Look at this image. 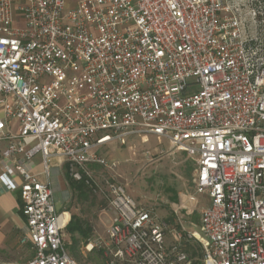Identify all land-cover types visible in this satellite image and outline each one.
I'll return each instance as SVG.
<instances>
[{
    "label": "built area",
    "instance_id": "built-area-1",
    "mask_svg": "<svg viewBox=\"0 0 264 264\" xmlns=\"http://www.w3.org/2000/svg\"><path fill=\"white\" fill-rule=\"evenodd\" d=\"M132 136L192 162L194 195L208 198L199 234L114 180L106 236L86 252L194 264L195 241L199 264H264V0H0V180L19 192V242L33 252L0 264H78L63 243L67 213L40 176L55 158L71 180L90 179L89 166L107 167L99 149Z\"/></svg>",
    "mask_w": 264,
    "mask_h": 264
},
{
    "label": "rangeland",
    "instance_id": "rangeland-1",
    "mask_svg": "<svg viewBox=\"0 0 264 264\" xmlns=\"http://www.w3.org/2000/svg\"><path fill=\"white\" fill-rule=\"evenodd\" d=\"M148 144H141L138 137L126 144L112 141L100 153L98 152L99 155L105 158L107 167L91 165L88 167L90 179L83 176L82 181L79 182L69 180V183L72 182L70 184L72 187H67L66 190L68 192L67 200L71 209V216L66 214L68 215L67 225L70 217L73 216L79 220L86 234L82 238L75 234L71 240H63V243L69 255L78 264H105L103 249L101 247H95L90 253H87L84 247L89 240L98 237L105 238L106 236L110 217L107 207L108 183L116 180L126 184L127 192L131 190L132 196L138 198L147 206L155 202L157 196L163 192L165 187L171 183H177L175 174L181 175L188 180L190 182L189 191H192L191 175L194 165L190 161H187L184 165L173 167L169 159L164 157L161 159V163L148 164L139 170L135 169V165L132 163L137 159L144 158L142 155L144 151L148 150L154 158L162 155L160 152L163 151V148L159 147L160 145L150 147L147 146ZM131 165L134 166L132 170L130 169ZM197 201L196 206L198 205V207L206 204V200H203L202 196L197 197ZM190 203L192 206H195V202ZM162 212L161 209L157 210L159 216H162ZM166 214L172 220V223H174L173 218L171 219L170 214H168V210ZM159 218L161 219V217ZM189 221L198 226L197 211H194L190 217L184 215V225L188 224ZM194 229L199 234V230L197 228ZM167 238L171 239V236L168 234ZM187 244L192 246L195 252V255L191 256V258L194 259V263L199 264L201 259L200 248L195 241H190Z\"/></svg>",
    "mask_w": 264,
    "mask_h": 264
},
{
    "label": "crops",
    "instance_id": "crops-1",
    "mask_svg": "<svg viewBox=\"0 0 264 264\" xmlns=\"http://www.w3.org/2000/svg\"><path fill=\"white\" fill-rule=\"evenodd\" d=\"M136 138L134 136L127 138L125 140V144ZM140 143H149L147 146L150 147L160 145L159 147L163 148V151L160 152V154L162 153V155L157 156L156 158H154V156H152V154L148 150L144 151V153L142 154L144 158H136L137 160L132 163L133 165H135V169L137 170H139L140 168H144L148 164L151 165L153 163H161V159L164 157L169 159L170 164L173 165V167L184 165L188 161L186 160L183 153L171 152L167 141L157 140L154 136L144 137L142 140L140 139ZM109 144L110 142L105 144L102 148L99 149L98 152L100 153V151L106 148V146ZM4 147L5 142H0V172L2 165L1 156ZM34 164L35 165L33 168V172L40 173L41 165L39 156L35 157ZM133 165L130 166L131 170L134 169ZM68 177L69 176L67 174L66 165L61 164L60 161L55 158L52 160L49 179L40 176L42 181H49L50 188L52 190L54 205L57 212H65L71 216V209L69 208V202L67 200L68 192L66 188H71L72 185H70V178ZM175 177L177 178V183H171L167 187H165L163 192L157 196L155 202L150 205L155 206L156 212L158 209H161V211H163L161 214L162 216H159L158 213L157 215L158 217H161V220L163 219V221L171 227H173L174 223H172V220L167 217V210L168 214H170L171 219L174 218L173 211L175 210L179 211V215L182 216V218L184 217V215L186 217H190L192 213H194V211H197L199 225L200 212L202 208L208 205V198L205 195H194L193 189L190 192V182L183 176L175 174ZM10 178L14 184H18L19 180L17 178ZM128 193L132 196L131 190ZM189 196L194 197L195 206H192L191 203L187 202L185 206L186 208L182 207L183 202L186 201ZM199 196H202L203 200H206V204L198 207V205L196 206V204L198 203L197 197ZM132 198L136 201L139 207L144 208L147 206L144 205L138 198H135L133 196ZM184 227L189 231H195L194 228L198 229V226H195L191 221H189L188 224H185ZM25 232L26 222L25 217L21 212V200L19 197V192L18 190L7 189L0 180V262L22 263L32 258L33 252L32 250H30L29 245L21 246L19 242L21 236L25 234ZM75 234L79 235L82 238V236L78 232H74L72 234L66 232L64 233V240H71V238L74 237ZM168 241H171V239H168Z\"/></svg>",
    "mask_w": 264,
    "mask_h": 264
},
{
    "label": "trees",
    "instance_id": "trees-1",
    "mask_svg": "<svg viewBox=\"0 0 264 264\" xmlns=\"http://www.w3.org/2000/svg\"><path fill=\"white\" fill-rule=\"evenodd\" d=\"M72 183V182H71ZM68 215H66L67 217ZM74 233V232H78L82 237L85 236L86 232L84 229H82V226H81V223L79 222V220L75 219V217H71L70 218V221L68 223V225L66 226L65 230H64V233ZM186 249V252L190 255V256H194L195 255V252L193 251L192 249V246L190 245H186L185 247ZM196 264V263H194Z\"/></svg>",
    "mask_w": 264,
    "mask_h": 264
}]
</instances>
